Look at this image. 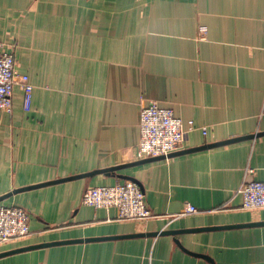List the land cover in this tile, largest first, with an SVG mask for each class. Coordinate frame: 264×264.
Listing matches in <instances>:
<instances>
[{
    "label": "crops",
    "instance_id": "1",
    "mask_svg": "<svg viewBox=\"0 0 264 264\" xmlns=\"http://www.w3.org/2000/svg\"><path fill=\"white\" fill-rule=\"evenodd\" d=\"M0 45L34 87L29 108L16 87L0 111V197L139 161L152 102L182 120L184 150L213 146L13 194L0 204L25 209L30 234L0 253L85 241L0 264H264V209H243L239 193L264 182V0H0ZM120 176L156 217L121 222L82 203ZM189 205L198 213L179 216ZM109 237L120 238L86 241Z\"/></svg>",
    "mask_w": 264,
    "mask_h": 264
},
{
    "label": "built area",
    "instance_id": "2",
    "mask_svg": "<svg viewBox=\"0 0 264 264\" xmlns=\"http://www.w3.org/2000/svg\"><path fill=\"white\" fill-rule=\"evenodd\" d=\"M20 87L25 94L26 107L32 100L33 85L26 74L17 69L14 54L0 45V111L11 112L15 88ZM264 116V104L262 108ZM183 122L175 116L171 109L162 108L156 102L150 103L141 112L140 143L138 156L140 160L147 158H168L171 154L184 150L185 131ZM193 128V124L191 123ZM206 134L207 129L203 128ZM239 193L243 197V209H264V182L245 181ZM82 203L94 209H115L117 220L147 221L154 214L147 206L145 194L141 187L131 181L117 183L112 186L89 188ZM198 213V209L189 205L179 216ZM30 234V215L19 206L0 204V244L4 245L23 240ZM2 245V244H1Z\"/></svg>",
    "mask_w": 264,
    "mask_h": 264
},
{
    "label": "water",
    "instance_id": "3",
    "mask_svg": "<svg viewBox=\"0 0 264 264\" xmlns=\"http://www.w3.org/2000/svg\"><path fill=\"white\" fill-rule=\"evenodd\" d=\"M253 137L254 136H250V137H247V138L249 139V138H253ZM247 138H244V139H247ZM232 141H235V140H232ZM232 141L223 142V143L217 144V145L231 143ZM210 147H213V146L212 145H210V146H204V147L198 148V149H205V148H210ZM198 149H194V150H182V151H179V152H176V153L171 154L168 158H173L175 156H179L181 154H186V153H189V152H193V151H196ZM162 160H165V157L164 156H162V157H156V158H148V159H144V160H139V161H137L135 163H132L130 165L121 166V167H118V168H111V169H107V170L95 171V172H92V173H89V174H84V175H80V176H74V177H71V178H66V179L54 181V182H51V183H59V182H64V181H68V180H75V179H79V178L93 177V176L98 175V174H104L106 176H111V175H114V173L116 171L121 170V169H124V168L129 167V166L142 165V164H145V163L155 162V161H162ZM120 178H122V179H129V181L138 184L141 187V189H142L141 184H139V182L137 180H135L133 178H127L125 176H120ZM51 183H48V184H51ZM48 184H39V185H34V186L27 187V188L15 190L13 193H10V194H8L6 196L0 197V203L3 202L4 200H6L7 198L11 197L13 194H16L18 192H22V191H27V190L39 188L42 185H48ZM256 225H263V224L255 223V224H248V225L246 224V225L224 226V227H220V229H225V228H238V227H247V226H256ZM208 229H210V228L190 229V230H167V231H162V232H157V233L131 235V236H127V237L159 236V235H173V236H176V235H179V234H182V233H186V232L204 231V230H208ZM114 238H120V237L96 238V239H89V240H86V241L105 240V239H114ZM84 241L85 240H71V241L54 242V243L52 242V243H48V244L22 247V248H18V249H13V250L1 252L0 253V258L9 256V255H12V254H16V253L25 252V251L32 250V249L49 247V246H54V245H59V244L79 243V242H84ZM176 243L178 244V246H180L183 249H185L177 239H176ZM185 251L189 252L186 249H185ZM189 253H191V252H189ZM192 254L193 255H196V256H199V257H202V258H204V259H206V260H208V261H210V262L213 263V260L210 257L206 256V255L194 254V253H192Z\"/></svg>",
    "mask_w": 264,
    "mask_h": 264
},
{
    "label": "rangeland",
    "instance_id": "4",
    "mask_svg": "<svg viewBox=\"0 0 264 264\" xmlns=\"http://www.w3.org/2000/svg\"><path fill=\"white\" fill-rule=\"evenodd\" d=\"M140 143V142H139ZM138 147H139V144H138ZM138 149V148H137ZM148 159V158H147ZM167 159H169V158H165V160H167ZM144 160V159H143ZM162 161H164V160H162ZM5 206V205H4ZM156 217V216H155ZM121 222H129V221H122V220H120ZM2 244V245H1ZM0 244V247H3V246H6V245H4L3 243H1ZM9 244V243H8Z\"/></svg>",
    "mask_w": 264,
    "mask_h": 264
}]
</instances>
